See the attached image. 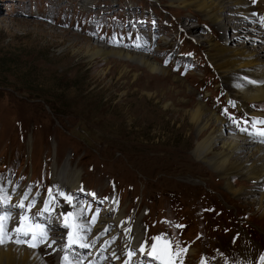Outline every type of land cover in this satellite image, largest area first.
<instances>
[{"label": "rangeland", "instance_id": "1", "mask_svg": "<svg viewBox=\"0 0 264 264\" xmlns=\"http://www.w3.org/2000/svg\"><path fill=\"white\" fill-rule=\"evenodd\" d=\"M169 1L0 0V185L16 173L5 171L14 170V166H8L9 163L21 168L28 176L31 168L35 175L38 173L39 183H47L58 172L64 175L74 172L70 176L71 184L76 187L82 178L84 185L98 197L113 192V185L108 179L113 178L120 183L116 194L119 203H123L125 212H120L123 216L128 211L130 216L143 209L152 210L150 217L144 215V220L139 216L134 230L143 233L142 220L145 232L147 229L151 237H156L160 232L159 239L171 242L174 249L179 245L178 234L168 226L175 228L179 225L180 233L191 231L179 246L192 244L187 247L188 259L184 260L185 264H201L202 257L208 258V261L218 258L222 261L223 258V262H230L226 261L227 256H238L240 262L247 260L249 264H264V211L257 212L251 204L258 195L245 202L230 194L225 188V179L213 173L210 165L197 162L194 154L197 129L184 112L193 109L196 102L202 103L207 110H212V104L219 107L217 92L212 87L215 83L212 72L205 68L202 69L203 74L192 73L184 78L181 72H171L160 65L158 61L166 59V52L154 53L152 48V55L129 52L153 58L151 61L155 60L168 73L166 79L159 80L154 78L155 75H149V78L148 72L138 63L117 60L115 57L91 60L80 50L88 41L93 46L128 51L125 45L131 35L127 34L129 24L139 29L136 35L140 39L145 31L140 28L148 26V20L150 23L152 21L136 18L148 17V14L149 17H160L164 25L163 17L169 16L171 22L165 33H159L158 29L150 32L154 39L166 34L167 50L174 45L171 37L180 33L178 23L184 28L197 22L198 29L187 28L189 31L186 29L187 32L182 33V38L191 39L184 42L185 50L196 52L197 63H203L204 57L209 58L210 52L214 53L213 50L209 52L208 46L203 44L207 39L218 46L222 38L227 39L226 48L232 50L240 46L257 50L264 43V37L260 40L244 37L247 34L244 32L252 31L251 21H246L247 25L235 26L237 30L230 29L231 32H240V38L234 37L226 27L228 35L222 34V25L218 36H211L210 32L215 27L204 14L176 5L168 7ZM256 1L252 8L257 6ZM155 8H160L159 16L153 13ZM231 10L235 11L233 8ZM259 10L264 13L262 6L253 11ZM248 13V10H244L240 16ZM132 14L135 18L133 23ZM197 39L202 50L193 44ZM175 44L181 48L179 39ZM158 49H161L160 46H156L155 50ZM138 52L147 53L142 50ZM168 54L174 57L173 53ZM31 66L35 67L34 71ZM254 70L260 72L258 68ZM55 74L63 78L62 85H66V82L71 86L74 80L79 85L82 83V97L70 94L62 97L65 103L72 106L73 115H56L44 99L38 97V91L49 88L51 75ZM35 76L38 78L35 79ZM44 77L49 81L42 83ZM33 79L39 82L37 86L31 85ZM206 79L211 85L205 92L212 98L210 103L204 104L198 98L200 91L197 84H203ZM98 94L103 96L102 103ZM220 112L223 116V111ZM237 136L228 132L226 138ZM44 138H47L46 144L42 142ZM254 145L264 146L258 143ZM219 148L218 145L214 150L218 152ZM56 152L59 158L62 156L61 159L57 158ZM141 155L142 158H138ZM87 159L88 163L85 164ZM233 160L243 166L242 160ZM76 170L84 176L75 173ZM9 180L11 184L16 182L15 178ZM229 180L234 187L243 185L246 189H256V194L263 192L258 190L260 184L255 186L244 177H231ZM128 184H140L139 190H129ZM252 185L255 187L252 188ZM32 186L35 185L30 184ZM181 189H185V192ZM173 194H182L184 205L180 204L178 209H170L169 206L167 217L164 204L171 201ZM2 196L9 197V194L4 192ZM152 198L157 199L156 204H150ZM184 206L185 210H179ZM173 216L178 218L179 224ZM206 224L211 233L203 230ZM148 233H145V239ZM181 236L186 238L185 234ZM192 237L194 241L190 242L188 238ZM243 240L247 242L246 248ZM153 246L156 253V244L144 240L141 250H153ZM190 249L194 252L192 256Z\"/></svg>", "mask_w": 264, "mask_h": 264}, {"label": "bare ground", "instance_id": "2", "mask_svg": "<svg viewBox=\"0 0 264 264\" xmlns=\"http://www.w3.org/2000/svg\"><path fill=\"white\" fill-rule=\"evenodd\" d=\"M257 2L258 1H256V3ZM253 4H255L254 0H170L167 2L168 7L177 6L179 8H190L198 10L204 14L205 17L208 18L212 24H214L215 27V30H211L210 32L211 36H218L217 32H221L222 25L224 28H229V32L235 35L234 37L236 38L242 37L240 32H231L230 29L234 28L237 30L235 26L247 25L245 22H250V19L254 17V12L252 11L258 10L259 6L264 4V0H259L257 6L253 9H250V6L252 7ZM231 8H233L235 11H232ZM236 8L249 10V17L242 18L240 16V12L244 10H237ZM230 24H233L234 26ZM189 28L192 30L198 29L194 24H192V26ZM251 30L252 31L244 32L247 33H243L245 35L244 37L258 40H260L261 37H264V33L257 34L253 29ZM187 31H189V29H187ZM145 34L147 36L150 34V32ZM162 39L167 41L166 37H162ZM220 43H226V46L222 47L221 45L218 46L212 44L211 39L204 40L203 44L208 46L209 52L212 50L214 51V53L210 52L208 59L214 65L215 70L225 83L229 81L234 83L240 82L242 81L240 76H246L260 82V85L257 87L248 86L249 88H245L242 91L236 92L234 97L244 102L242 103L243 105L263 102L264 43L257 50H249L247 46H240L238 49L235 48L236 50H232V48H226L228 42L225 39H222ZM75 45H77V40H75ZM166 46L167 45L160 46L161 49L156 50V52H166L167 54L172 53L171 50H167L168 48ZM165 47L166 51H164ZM80 50L83 51L91 60H105L115 57L117 60H129L130 62L138 63L148 72V77L149 75H151V77L155 75L154 78L163 80L166 79V75H168L165 70L158 66L155 60L151 61L153 58H150L149 56L132 54L128 51L117 48L110 49L106 46H93L91 42L88 41L85 42L84 48H80ZM141 50L142 52L147 51L144 47ZM255 68H258L260 72H255ZM188 92H191V90L188 89ZM184 113L187 115L188 121L196 126L197 129V143L194 148V154L197 158L196 161L203 163L204 165H210L212 169L211 171L213 173H215L217 176H220L221 179H225L224 184L227 191L230 194L237 196L238 199H244L246 202L249 199H254L255 195H258L255 201L251 204L255 206L257 212L264 211V189L261 187L258 188V190L260 189L263 192L256 194V189H246L243 188V185L240 187H234V184H232L229 180L231 177H244L245 179H248V181H251L252 184H255V186L257 184L264 183V146L254 145V143L251 142V138L242 136H237V138H226L227 133L232 131L231 127L228 126L225 120L217 116L212 110H207L200 102L194 103L193 109H187ZM259 117H262L264 120V115L259 114ZM218 145L220 148L219 151L216 152L214 148ZM233 158L236 160H242L240 158L246 159L242 160L243 166H240L239 162H235ZM183 160L188 162L187 159L183 158ZM61 185L70 189L69 185L65 182H61ZM255 186L252 185V188ZM117 215L118 217L122 216L121 213H118ZM136 231L138 232L137 229H135V232ZM51 234L55 233L53 232ZM0 264H43V262L39 259L35 252L23 249L19 245L9 244L0 248ZM99 264L106 263L100 261Z\"/></svg>", "mask_w": 264, "mask_h": 264}, {"label": "trees", "instance_id": "3", "mask_svg": "<svg viewBox=\"0 0 264 264\" xmlns=\"http://www.w3.org/2000/svg\"><path fill=\"white\" fill-rule=\"evenodd\" d=\"M32 70L33 71L35 70L34 66L32 67ZM37 76H35V79L39 77V76L38 77ZM35 79H33L30 82L31 85H33V86H37V84H39V82L36 81ZM47 80H48V78L44 77L42 80V83L47 81ZM50 80H52V82H51V85L48 86L49 88H47L45 90H43V89H41L39 91L37 90L39 99H41V100L44 99L43 101L49 106V108L54 113H56V115H62V114L65 115L66 113H69L72 115L75 114V113H72V111H73L72 106L70 107L69 104L65 103V101L62 99V97L65 95H69V94L74 96V97H82V90L80 88L82 83H80V85H79V82L76 81L74 83V81H75L74 80L71 86H68L66 82H65L66 85H62L63 78L61 76L56 75V74L54 76L51 75ZM98 98H99L100 102L104 100L103 96H100V94H98ZM141 145H143V143H141ZM138 158H142V155L139 156Z\"/></svg>", "mask_w": 264, "mask_h": 264}, {"label": "snow or ice", "instance_id": "4", "mask_svg": "<svg viewBox=\"0 0 264 264\" xmlns=\"http://www.w3.org/2000/svg\"><path fill=\"white\" fill-rule=\"evenodd\" d=\"M231 118V117H230ZM256 125H264V120H257V121H253L252 122V127H253V131L249 132V130L247 128H243L241 129V131H244V132H247L249 135L251 136H259L261 138H264V128H257ZM261 142H264V139H262ZM92 195H95V194H92ZM65 200L68 201V203H71L72 201V197L70 196H66L64 197ZM21 208L24 207L23 204L20 205ZM44 211L45 212H48V207L47 205L45 206L44 208ZM68 217L66 216L65 217V220H67ZM93 220H95V216L93 217ZM21 224H23V220H21ZM35 227H39V225H36ZM177 227H180L179 225ZM16 232L20 233L21 232V228L20 227H17L15 229ZM24 236H28L29 233L28 232H23L22 233ZM33 240H37V236L35 234H32V237H31ZM79 238L78 236V232H77V239ZM48 239L47 237V234L45 231H41V234H40V237H39V242H46ZM77 239H74L73 238V234L72 233H68V241H69V245H72V244H76L77 242ZM8 242H11V238L10 237H7L6 234L4 233V230H3V226L0 225V245H4ZM17 244H20V243H24L25 241H22L20 239H17L15 241ZM53 243H55V241H53ZM81 247H84L85 245L81 244L80 245ZM28 247H36V244L34 243H29L28 244ZM153 251H155V246H153ZM187 252V248H180L179 245H177V247L175 248V250L172 249V245H171V242L168 243V256H169V259L167 261H164L162 260L161 256H155L153 257L154 259L156 260H161V264H175V260L171 259V257H176V258H179L182 253H186ZM129 255H131V253H129ZM65 260H67V257H65ZM181 264H182V261H181Z\"/></svg>", "mask_w": 264, "mask_h": 264}]
</instances>
